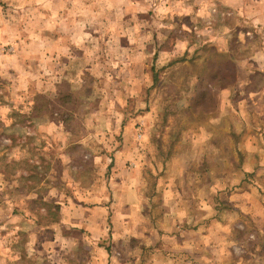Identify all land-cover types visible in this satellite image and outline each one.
I'll return each instance as SVG.
<instances>
[{"label": "rangeland", "instance_id": "rangeland-1", "mask_svg": "<svg viewBox=\"0 0 264 264\" xmlns=\"http://www.w3.org/2000/svg\"><path fill=\"white\" fill-rule=\"evenodd\" d=\"M222 1L0 2V264H99L106 240L40 201L108 206L115 171L136 186L133 234L162 228V264H264V110L243 98L264 87V0ZM214 53L233 70L205 86Z\"/></svg>", "mask_w": 264, "mask_h": 264}, {"label": "crops", "instance_id": "crops-1", "mask_svg": "<svg viewBox=\"0 0 264 264\" xmlns=\"http://www.w3.org/2000/svg\"><path fill=\"white\" fill-rule=\"evenodd\" d=\"M0 2L3 3L4 0H0ZM222 3L224 4V6L236 8V4L238 3V1L223 0ZM238 4H241V8L243 7L241 2ZM260 12H257L256 9V11L255 10L252 11L251 12L252 14H250V16L247 18H251L253 19V21H257L261 18ZM2 65L3 62H0V68H2ZM262 68L263 69L260 70L259 72L261 74H264V72H262L264 70V65ZM2 72L3 71L0 69V79H3ZM31 76L32 79H34L36 75L35 74L28 75L29 78H31ZM243 98L247 105V109L250 112H254L255 114H257L258 112L257 108L259 107H262V109L264 110V87L260 88L257 92H248L244 94ZM251 115L253 114L249 115L248 112L247 118ZM260 116L262 118L264 116V113H261ZM260 130H261V134L264 133V127L260 128ZM242 146L245 147V144L243 143ZM179 158L180 157L176 156L174 159L171 160V162L172 163H175V161L176 163L181 162ZM116 162H118V160ZM188 163H190L191 166H193L194 163L198 164L193 160L188 161ZM238 163H240V168H241L239 178L243 179L248 171L245 168H243L244 163L242 159L239 158ZM180 170H181L180 176L183 180L187 172L185 171L186 166L184 165L180 166ZM117 173H118L117 171L112 173L114 180L113 183L111 181L110 183H108V190H111V192H117L118 190L120 197L118 201L112 199V202L108 206H99V207L93 206L86 208L76 206V204H72L73 206L69 207L67 206V202L64 201V206H60L58 208L57 218H59V222L64 225L65 223H68L66 221V215H67L70 220L69 223L70 228H73L72 230H74L75 228L76 230L81 231V233H86L88 239H90L93 242L106 240L107 245H109L108 248L106 249H104L103 247L98 248V245H96L95 247L96 248L95 254L97 255L95 256L94 259L100 261L99 264H115V260L117 258L113 257V255L124 257V259L118 260L116 264H143L144 254L146 252H150L149 260L151 261V264H162L163 260H165L164 256H167V254H162L156 248L160 240V235H161L160 232L162 228H158L157 226H154L152 222L147 221L150 222L149 224L150 233L148 232L149 233L148 236L146 234L143 235L138 234L139 237H137L136 235L133 234V230L136 228V226H139L143 222L142 218L140 219L142 215L140 213V209L137 201V193H134V188L136 186L133 187L131 183L124 185L122 182L116 180L117 178L116 176L118 175ZM135 190L137 191V188ZM177 207L178 206L174 208V211H178V212L181 211V213H184V209L180 210L179 208L177 209ZM56 222H51V223H56ZM143 225H145L144 222ZM144 229L148 231L146 228ZM185 233L186 232L182 231V235H179L180 236L179 245L184 249L191 250L193 248L191 240L188 236V233L186 234ZM172 245L173 244H171V246ZM97 249H101V251ZM187 252L188 251H185V253ZM169 256L171 258L173 257L172 254H170ZM184 256L187 257V254H184Z\"/></svg>", "mask_w": 264, "mask_h": 264}, {"label": "trees", "instance_id": "trees-1", "mask_svg": "<svg viewBox=\"0 0 264 264\" xmlns=\"http://www.w3.org/2000/svg\"><path fill=\"white\" fill-rule=\"evenodd\" d=\"M228 62V63H227ZM205 64H208V69H207V85L205 86H216L218 85V83H222L221 85L226 83V80L228 79L229 75L231 74L232 70H233V65L231 63V61H228L227 56L224 54H212V59L211 60H207L205 62ZM204 64V65H205ZM224 68V69H223ZM222 72L220 75L219 73ZM197 94V93H196ZM197 96V95H196ZM195 97V95L193 96V98ZM25 161L21 162V161H12L11 163L13 165H18V164H22ZM33 169H36V166L32 165L30 166ZM34 178V177H31ZM42 202V206L44 207V212H46V216L47 218H49L51 216V218H53V216H58V207L56 205H49L47 203H45L44 201H40ZM51 206L52 212H50L48 210V207ZM50 209V208H49ZM50 223L51 222H55L52 219H50Z\"/></svg>", "mask_w": 264, "mask_h": 264}]
</instances>
